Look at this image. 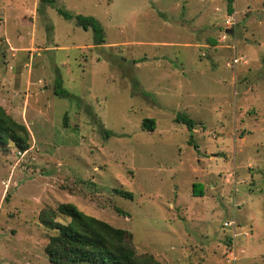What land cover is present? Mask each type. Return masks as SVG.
<instances>
[{"label": "rangeland", "instance_id": "374dc122", "mask_svg": "<svg viewBox=\"0 0 264 264\" xmlns=\"http://www.w3.org/2000/svg\"><path fill=\"white\" fill-rule=\"evenodd\" d=\"M35 1L0 0L1 103L30 133L0 151V264H51L39 217L66 203L160 264H264L263 0Z\"/></svg>", "mask_w": 264, "mask_h": 264}, {"label": "trees", "instance_id": "16d2710c", "mask_svg": "<svg viewBox=\"0 0 264 264\" xmlns=\"http://www.w3.org/2000/svg\"><path fill=\"white\" fill-rule=\"evenodd\" d=\"M39 1L48 5L55 4V0ZM262 7L264 9V0ZM56 11L65 20H73L84 31L91 30L95 46L105 43L102 27L93 17L72 15L59 7H56ZM228 12L231 13V9ZM54 94L69 97L62 89L61 81L56 82ZM175 121L184 124L189 131L195 128L194 121L190 118L176 116ZM142 128L153 131L155 123L151 119H144ZM9 145L18 152L27 151L30 146V133L24 124L15 121L0 106V151L6 152ZM201 189L202 186H193L195 194L203 195ZM114 192L122 198L133 199V194L129 191L115 189ZM114 209L117 214L128 217L127 212L115 207ZM57 216L69 218L70 223L56 222ZM39 220L45 230L54 232L47 237L43 249L51 264H160L151 254L136 253L133 236L129 231L87 216L72 204H59L55 210L45 209Z\"/></svg>", "mask_w": 264, "mask_h": 264}, {"label": "crops", "instance_id": "0c3cea01", "mask_svg": "<svg viewBox=\"0 0 264 264\" xmlns=\"http://www.w3.org/2000/svg\"><path fill=\"white\" fill-rule=\"evenodd\" d=\"M37 4H38V0L37 1H35V5H36V7H37ZM33 14H35V12L33 13ZM0 19H1V17H0ZM10 49H12V48H10ZM19 51H23V53H28L29 55H28V58H30V56H31V52L33 51V49L31 48V50H28V48H21V49H19ZM5 54H6V56L8 55L7 54V52H5ZM13 55H11V57H12ZM4 58V57H3ZM26 66V65H25ZM183 72V71H182ZM28 79H29V76H28ZM9 93V92H8ZM1 97H4V98H9V100L10 99H13V97H15V95L12 93L11 95H10V97L9 96H7L6 97V95L5 96H1ZM0 97V106L4 109V106L2 105V103H1V101H2V98ZM26 127H27V125H26ZM27 129H28V127H27Z\"/></svg>", "mask_w": 264, "mask_h": 264}, {"label": "built area", "instance_id": "2783aa9c", "mask_svg": "<svg viewBox=\"0 0 264 264\" xmlns=\"http://www.w3.org/2000/svg\"><path fill=\"white\" fill-rule=\"evenodd\" d=\"M230 22L229 21H226V24H225V31H226V29H228L229 27H230ZM235 62H237V60H235ZM19 153V155L20 156H23V152H18ZM225 225H227V226H231L232 225V227H233V229H234V224L231 222V223H226Z\"/></svg>", "mask_w": 264, "mask_h": 264}, {"label": "water", "instance_id": "95a60500", "mask_svg": "<svg viewBox=\"0 0 264 264\" xmlns=\"http://www.w3.org/2000/svg\"><path fill=\"white\" fill-rule=\"evenodd\" d=\"M225 32H226V33H231L232 31H231V30H226Z\"/></svg>", "mask_w": 264, "mask_h": 264}]
</instances>
